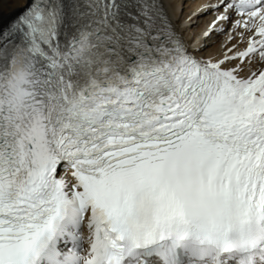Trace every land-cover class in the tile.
Segmentation results:
<instances>
[{
  "label": "snow or ice",
  "instance_id": "6c2138e0",
  "mask_svg": "<svg viewBox=\"0 0 264 264\" xmlns=\"http://www.w3.org/2000/svg\"><path fill=\"white\" fill-rule=\"evenodd\" d=\"M11 4L0 264H264V0Z\"/></svg>",
  "mask_w": 264,
  "mask_h": 264
},
{
  "label": "bare ground",
  "instance_id": "6f19581e",
  "mask_svg": "<svg viewBox=\"0 0 264 264\" xmlns=\"http://www.w3.org/2000/svg\"><path fill=\"white\" fill-rule=\"evenodd\" d=\"M19 3H20V0H12V4L10 5V7H16Z\"/></svg>",
  "mask_w": 264,
  "mask_h": 264
}]
</instances>
